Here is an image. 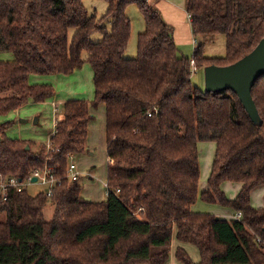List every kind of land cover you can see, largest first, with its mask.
<instances>
[{
	"label": "trees",
	"instance_id": "16d2710c",
	"mask_svg": "<svg viewBox=\"0 0 264 264\" xmlns=\"http://www.w3.org/2000/svg\"><path fill=\"white\" fill-rule=\"evenodd\" d=\"M83 1L0 0V55L12 57L0 60V174L26 180L49 168L61 181L50 198L27 189L11 192L7 202L0 196V264H166L175 233L200 252L195 263L179 247L184 264H264V206L251 203L264 186V75L252 89L262 119L257 125L233 91L197 88L191 64L229 66L251 53L264 38V0H187L196 37L226 36L225 56L212 58L201 44L193 57L181 54L173 26L149 0H105L102 19ZM132 4L145 20L136 59L124 57ZM97 32L102 40L94 42ZM85 63L95 98L63 103L50 149L35 151V140L9 136L15 123L4 116L56 95L54 85L33 83V76H70ZM101 105L106 198L89 201L81 177L70 179L68 170L71 157L93 153L90 125ZM199 142L216 144L202 192ZM225 182L242 185L236 198L227 197ZM199 199L235 215L194 212ZM49 202L51 220L45 218Z\"/></svg>",
	"mask_w": 264,
	"mask_h": 264
},
{
	"label": "rangeland",
	"instance_id": "374dc122",
	"mask_svg": "<svg viewBox=\"0 0 264 264\" xmlns=\"http://www.w3.org/2000/svg\"><path fill=\"white\" fill-rule=\"evenodd\" d=\"M150 3L155 5V7L159 8L157 4L159 5H165L168 4L172 8V13L169 14L168 10L166 8H163V17L167 20V22L173 26L175 30V41L177 44V47L181 54L185 55L186 57H193L196 45H203L204 48V54L206 57L212 58V57H223L226 54V36L224 34L217 35L214 40L203 42L202 39L199 37H196L193 33L192 26L190 23V18L188 16L187 12V0H149ZM84 6L85 8L92 14L96 13L98 19H102L105 17L108 11V4L105 0H84ZM158 2V3H157ZM157 3V4H156ZM175 12V13H174ZM127 15L130 18L132 22V33L130 38L129 46L124 53V57L128 59H136L138 55L137 51V44H138V37L139 34L145 31V20L140 12L137 5L132 4L127 8ZM108 27L110 28V24L108 22L106 23ZM197 39L198 44L194 43V40ZM92 40L94 42H98L102 40V34L97 32L93 35ZM86 57V55H85ZM5 60V59H2ZM70 78H63V77H69V75H57V76H48V77H37L33 78V83H47V84H53L56 90V94L59 93L61 99H65V97H70L67 99L72 98H78L83 100L92 101L95 98L94 94V84H93V71L89 63H85L82 69L76 70L72 75H70ZM192 80L194 85L199 88L202 91L206 90V84H205V70H197V72H194L192 75ZM66 99V100H67ZM35 104V103H33ZM26 107V106H25ZM63 103L59 105L58 111L62 110ZM27 108H23V111L27 110ZM33 108H36L39 113L46 111L47 113H50V107L49 106H36L34 105ZM29 110H32L30 108ZM53 110V109H52ZM22 111V112H23ZM58 111L55 112V117H57L58 121ZM54 113L52 112V115ZM26 115L23 114L24 118ZM61 117V116H60ZM22 118H19V116L15 115L14 113H11L7 116L3 117L2 121H13L15 124L9 132L11 136L17 137L22 136L23 134L20 133L17 130V127H19V120H22ZM37 116H34L33 119L29 118V123H27L30 126H36V120ZM95 121H94V129L96 131V135L94 133V136L98 137V134H101L104 129V122H105V106L101 105L96 111H95ZM52 122V117H51ZM57 125V124H56ZM23 126V125H22ZM56 126H53V129H55ZM52 131L49 139L44 144H40L36 142L34 146L35 151H39L42 146H49L50 138L54 134ZM25 136V135H23ZM26 139V138H24ZM100 138L98 139L95 144L99 143ZM101 145V142L99 143ZM201 148H199V157H200V165H201V175L199 180V191L202 192L207 189V183H208V176L210 174L214 154H215V143L214 142H205L200 143ZM204 144V145H203ZM93 153L87 154V155H81L78 156L77 162L79 163V167L81 171L86 174L89 170L93 171L94 176V182L95 184H99L100 187L98 188H89L88 192L89 195H85L86 199L89 201H101L106 198L105 194V188L103 182L107 179V154L106 151L101 146H93L92 147ZM83 174H81L82 176ZM83 177V176H82ZM87 177L88 175H84L83 178H81V183L84 184V187H86L87 183ZM92 182V183H94ZM103 185V186H102ZM26 189L29 194L31 195H37L40 192L47 191L46 185H41L37 182H34V184H28L26 186ZM197 205L203 209L204 207L208 208L209 210L213 211L216 215H221L224 212L232 213L234 211L231 208L224 207L219 204H208L205 202H202L201 200H198L196 203ZM208 209H206L205 212H208ZM231 209V210H230ZM212 213V214H213ZM54 215V205L52 202H49L45 209V218L47 220H51ZM179 247H182L187 252L188 256L192 259L193 262L198 263L201 261L200 252L198 248L191 244V243H180L176 237V233L173 236L172 243H171V249H170V256L169 260L166 264H184L183 262L179 261L176 257L177 249Z\"/></svg>",
	"mask_w": 264,
	"mask_h": 264
},
{
	"label": "crops",
	"instance_id": "0c3cea01",
	"mask_svg": "<svg viewBox=\"0 0 264 264\" xmlns=\"http://www.w3.org/2000/svg\"><path fill=\"white\" fill-rule=\"evenodd\" d=\"M157 6L159 7L158 9L161 11V13H163V8H166V10H168L169 14H171V15L173 14L172 13L173 10L168 4H165V5H162V6L157 4ZM165 21L167 22L166 19H165ZM190 23H191V20H190ZM174 32H175V30H174ZM11 58L12 57L9 54L0 55V60H2V59L9 60ZM70 77L71 76L63 77V78H70ZM33 78L35 79L37 77L33 76L32 80H33ZM67 98H70V97H65V99L62 100L60 95H59V93H57L52 99H50V100H48V101H46L44 103H35V104L28 103V104L24 105L23 107H21L20 109H17L14 112V114L19 116V118H22L23 114L26 115L22 119H25L27 121L21 122V120H19L20 121L19 122V127H17V130L19 131V135L21 133V134H23L25 136H23V135L22 136H17V137L11 136L9 134V132H11L12 129H10L8 131L9 136L12 137V138H19V139H24V138H26L27 140L28 139H33L36 142L40 143L41 145L44 144L49 139L52 131H54L53 126H55L56 118H57V117L54 116L55 115L54 108H55V106L59 107L60 103L62 104L64 102H66L67 100H69ZM72 99H78V98H72ZM34 105L42 106V107L49 106L50 107V113H47L46 111H43V112L39 113V111L36 108H33ZM27 107H29V108L27 110L23 111V108L25 109ZM30 108H32V110H29ZM52 112L54 113L53 115H52ZM93 114L95 115V111H93ZM34 116H37V118H38V122L36 123L37 125L36 126L28 125L27 123H29V118L33 119ZM51 117H52V122H51ZM104 119H105L104 129H103V132L101 134H98V137L94 136V133L96 135V131H95L94 127H93L94 126V124H93L94 122L90 125V135H89V139H88V144H89V146L91 148L93 146H101L106 151V117ZM99 138H100L99 143L101 142V145L99 143L95 144V142H97ZM202 143H205V142H202ZM199 148H201V144H198V149ZM215 151H216V144H215ZM214 156H215V154H214ZM75 161L77 163L78 170L81 172V174H83L82 176L84 177V175H86V174L88 175L86 187H85V190H84V195L87 194V195L90 196V193L88 192V190L91 187V185H92V188H98V187H100V185L99 184H95L92 170H89L88 173L84 174L81 171L80 167H79V163L77 162V159H75ZM210 172H211V170H210ZM82 176H81V178H83ZM92 182H94V183H92ZM103 184H104V182H103ZM241 187H242L241 184L232 183V182H225L223 184V186H222L224 192L226 193V195H227V197L229 199L236 198L238 193L241 190ZM251 203H252L253 207H255V208H260V207L264 206V186L261 187V188L255 189L253 191L252 198H251ZM199 206L197 205L198 208H196V205L193 206L192 210L194 212L213 213V211L209 210L208 208L204 207L203 209H201ZM206 209H208V212H205ZM223 212H224L223 214H221V215L219 214L218 216H220L221 218H225V219H231L235 215L234 211H232V213H229V212H226V211H223Z\"/></svg>",
	"mask_w": 264,
	"mask_h": 264
},
{
	"label": "water",
	"instance_id": "95a60500",
	"mask_svg": "<svg viewBox=\"0 0 264 264\" xmlns=\"http://www.w3.org/2000/svg\"><path fill=\"white\" fill-rule=\"evenodd\" d=\"M205 84L207 92L233 91L246 109L251 120L262 124V119L253 98L252 89L258 79L264 75V38L256 48L229 66L210 65L205 67ZM27 120L22 119L21 122ZM35 122H38L36 118ZM33 182L37 181L33 177Z\"/></svg>",
	"mask_w": 264,
	"mask_h": 264
},
{
	"label": "built area",
	"instance_id": "2783aa9c",
	"mask_svg": "<svg viewBox=\"0 0 264 264\" xmlns=\"http://www.w3.org/2000/svg\"><path fill=\"white\" fill-rule=\"evenodd\" d=\"M189 18V20H192L190 15ZM194 43L198 44L197 39L194 40ZM191 64L193 66V73L197 72L194 61H192ZM58 109V106H55L54 111L56 112L58 111ZM56 124L57 120L55 126ZM50 146L51 145L49 144L48 149H50ZM50 160L52 159L50 158ZM33 177L37 178V183L47 186L46 196L48 198L52 197L54 186H56L57 183H61V181L55 177V175L51 172L49 168H45L44 170H36L28 178H26V180L18 179L14 176H5L3 174H0V196L2 198V201L7 202L10 198L11 192H23L24 190H26V186L28 184H34V182L32 181ZM68 177L72 180H77L81 177V172L78 170L77 163L73 157H71V163L68 170ZM240 218L241 214H237L236 219Z\"/></svg>",
	"mask_w": 264,
	"mask_h": 264
}]
</instances>
